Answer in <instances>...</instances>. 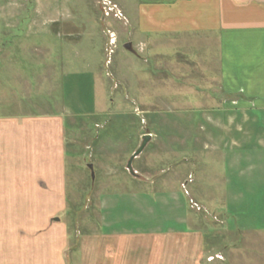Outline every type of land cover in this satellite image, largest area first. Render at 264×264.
<instances>
[{"label":"rangeland","instance_id":"374dc122","mask_svg":"<svg viewBox=\"0 0 264 264\" xmlns=\"http://www.w3.org/2000/svg\"><path fill=\"white\" fill-rule=\"evenodd\" d=\"M130 1L0 0V118L60 116L65 159L58 193L43 192L15 205L7 198L16 193L14 184L23 185L18 195L31 186L27 171L12 175L13 157L5 154L2 248L13 241L46 244L41 236L47 234L34 236L33 228H41L27 223L29 210L33 217L31 211L43 208L45 216L53 213L50 224L58 219L53 227L66 229L65 264L80 263L85 238L98 237L107 248L108 242L117 246L127 231L156 237L162 232L172 238L169 245L177 240L172 233L185 230L203 241L201 264H251L250 250L257 264H264V153L253 144L257 140L250 147L253 117L234 116L232 109L229 117L213 112L212 121H205L207 106L217 102H202L207 91L200 59L193 64L184 53H169L168 43L144 47L129 36ZM127 42L130 50L124 48ZM32 131L40 137V130ZM19 133L2 145L12 153L37 145ZM145 135L149 140L131 162L133 176L126 166ZM130 249L127 258L134 259L137 251ZM99 250L92 260L100 259ZM165 251L169 261V248Z\"/></svg>","mask_w":264,"mask_h":264},{"label":"crops","instance_id":"0c3cea01","mask_svg":"<svg viewBox=\"0 0 264 264\" xmlns=\"http://www.w3.org/2000/svg\"><path fill=\"white\" fill-rule=\"evenodd\" d=\"M127 4L129 36L140 43H145L144 47L153 43L154 46L162 48L161 43H168L169 53L177 55L179 52L184 53L193 64L196 57L200 59L201 79L205 82L203 89L207 91L203 93L202 102L207 104L210 98H215L217 102L216 106L211 108L207 106L209 109L204 115L205 121H212L213 112V114L224 112V116L229 117L227 113L232 109L235 112L234 116L242 113L250 114L253 117L251 119L253 128L248 136L250 147H252V139L257 140L253 144L264 153V129L259 130L261 128L258 126L263 123L264 127V0H133ZM186 42L193 44L185 47L183 43ZM166 56L171 57V55ZM204 108L206 109L205 106ZM234 116L232 118L235 121ZM32 129L40 130V137L35 136ZM17 130L21 132L19 133L21 136L26 137L27 144L31 145L35 140L37 145L35 147L27 145L25 149L14 148L13 153L12 149L7 150V147L2 145V141L8 140V135ZM63 133L61 117L56 115L0 118V169L3 157L9 154L13 157L9 168L15 170L12 175L17 178V174L27 171V181L31 186L29 192L18 195L17 190L23 185L15 183L16 193L7 197L10 201L33 202L37 197L40 198L43 192L49 191L52 194L59 192L54 189L63 186L65 162ZM44 136L47 137L46 142ZM25 151L31 156L26 154L23 157ZM262 171L264 178V162ZM48 172L52 181L48 179ZM43 210L42 208L38 212L31 211L33 217L29 210L27 223L30 229L41 228V230L33 228L32 233L34 236L47 234L41 236L42 242L48 240L47 243H39L40 247H38L39 245L29 242L18 244L13 241L2 248L0 233V264H65L69 248L66 229L61 227L62 224H59L61 228L53 227L56 222L52 224L49 222L54 217L53 213L45 216L41 213ZM35 215L37 217L34 221ZM251 226H253L252 222H250ZM262 226L264 227V224ZM253 231L259 232L255 228ZM127 232L128 235H122L119 239L120 243L115 247L108 242L107 248H102L98 237L83 239L79 249L81 253L79 264H201L203 262V241L196 240L195 235L189 230L172 233L177 240L175 243L169 242V245L166 243L172 238L162 232L159 233L160 237L143 231L135 234ZM102 234L107 235L108 238L110 233L102 232ZM15 237L17 239L16 227ZM132 238L140 240L132 241ZM129 239L131 241H128ZM130 245L132 251H137L134 259L127 258L126 252L131 250ZM97 246L100 247L101 257L92 260L93 251ZM167 247L170 251L169 261L163 258L168 255L165 251ZM249 248L255 249L252 246ZM178 249L182 252L178 253ZM139 250L141 252H138ZM35 251L42 252L35 256ZM252 252L250 250L251 264H257ZM176 255L178 256L174 258Z\"/></svg>","mask_w":264,"mask_h":264},{"label":"water","instance_id":"95a60500","mask_svg":"<svg viewBox=\"0 0 264 264\" xmlns=\"http://www.w3.org/2000/svg\"><path fill=\"white\" fill-rule=\"evenodd\" d=\"M124 48L125 49H127V50H130V44L128 43V44H125L124 45ZM149 140V136L148 135H145V136H143V138H142V143H141V145H140V147L131 155V157H130V159H129V161H128V163H127V170H128V172L131 174V175H133V176H135V174L133 173V171H132V167H131V162L138 156V155H140V153L142 152V150H143V148H144V146L146 145V143H147V141ZM88 168L91 170L92 169V167H91V165H89L88 166ZM92 177V176H91ZM93 178V177H92ZM52 220H54L55 222H57L58 221V219L57 218H54V219H52Z\"/></svg>","mask_w":264,"mask_h":264}]
</instances>
